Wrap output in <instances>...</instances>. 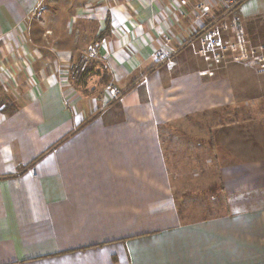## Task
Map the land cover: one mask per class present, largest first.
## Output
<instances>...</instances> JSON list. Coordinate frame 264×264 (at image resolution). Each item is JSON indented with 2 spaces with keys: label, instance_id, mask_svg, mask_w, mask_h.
I'll return each mask as SVG.
<instances>
[{
  "label": "crops",
  "instance_id": "1",
  "mask_svg": "<svg viewBox=\"0 0 264 264\" xmlns=\"http://www.w3.org/2000/svg\"><path fill=\"white\" fill-rule=\"evenodd\" d=\"M198 2L0 0V102L13 109L0 112V264H264V158H239L263 150L240 132L235 152L222 146L255 123L237 110H256L263 87L241 66L200 74ZM238 11L249 39L264 7ZM95 42L94 72L74 82ZM162 50L175 66L155 63ZM181 157L216 179L175 180Z\"/></svg>",
  "mask_w": 264,
  "mask_h": 264
},
{
  "label": "built area",
  "instance_id": "2",
  "mask_svg": "<svg viewBox=\"0 0 264 264\" xmlns=\"http://www.w3.org/2000/svg\"><path fill=\"white\" fill-rule=\"evenodd\" d=\"M248 0H199L195 6L197 19L208 22L190 40V45H197L196 56L204 62L200 72L203 77L215 78L218 73L230 65L241 66L251 77L264 78V45H254L246 37L244 22L238 16V10ZM186 5V1L181 2ZM42 7L33 10L31 16L37 17ZM100 43L95 42L87 49V56L82 59L80 70L99 59ZM176 52L162 50L155 56L157 65L175 66ZM81 62V63H82ZM109 104L118 100L122 92L113 84L108 88Z\"/></svg>",
  "mask_w": 264,
  "mask_h": 264
},
{
  "label": "rangeland",
  "instance_id": "3",
  "mask_svg": "<svg viewBox=\"0 0 264 264\" xmlns=\"http://www.w3.org/2000/svg\"><path fill=\"white\" fill-rule=\"evenodd\" d=\"M258 5H260L261 7H264V0H257ZM240 12V11H238ZM261 19H249L247 22H249L250 24L254 23V22H263L261 24V26H259L258 28H253V29H249V31L247 32V36L249 37L250 41L252 42V44L254 45H264V15L260 16ZM245 27H246V22H245ZM245 31V28H244ZM82 60H80L79 62L76 63V65L72 68V80L74 82H81V80H84V75H85V71L82 72L80 70L81 66L83 65L84 62H82ZM93 63V62H92ZM90 65V64H89ZM88 65V66H89ZM87 66V67H88ZM87 69V68H86ZM253 81H256L259 84H261V86L263 87L262 89V93L264 95V78L262 79H257L255 76L252 77ZM1 90V88H0ZM262 93L260 94V96L262 95ZM1 103V102H0ZM237 115L239 117H241L242 119H246L249 120L250 118L255 119V123H253L252 125H244L241 126L239 130L235 131L231 136V140H224L222 142V146L223 149L225 151V153L228 152H235V148L236 145L239 144L238 142V138L239 136V132L240 134L245 135L246 139L249 140L248 143H250L251 148L256 147L257 149H261L262 151V155L258 154V156H249L246 157V155L248 156V152L247 150H243L239 155V158L244 161H248L250 159H263L264 158V100L261 101L260 103H257V109L254 110L252 109V112L247 108V109H243V110H237ZM256 115V116H255ZM232 131V130H231ZM231 131H227L226 132V136L227 134H230ZM253 136V137H251ZM257 137L256 139V143H253L250 141L251 138ZM256 145V146H254ZM242 146H245V143H243ZM193 154V153H192ZM193 162H191L190 164L188 163L189 160H186V158H180V162H174L171 163L174 164L180 171V173H173V178L175 180H179L181 182H186V183H190L193 182L201 184L202 182H212L214 181V178L216 179V173H209L207 169H202L200 166L197 167V165L199 164L197 160H194V158H190ZM237 159V158H236ZM225 163H231V159L228 161V159H224ZM213 166H217V158L214 155V158L211 161ZM197 164V165H196ZM204 170V171H203ZM193 184V188H191V190L195 192L198 191V193H200V188L195 186ZM200 195V194H199ZM203 195H200L199 199L202 198Z\"/></svg>",
  "mask_w": 264,
  "mask_h": 264
},
{
  "label": "trees",
  "instance_id": "4",
  "mask_svg": "<svg viewBox=\"0 0 264 264\" xmlns=\"http://www.w3.org/2000/svg\"><path fill=\"white\" fill-rule=\"evenodd\" d=\"M94 70H95V64H94V61H93V63L91 62L90 65L87 67V69L85 71V75H84V80L82 79L80 84H85V82L88 79L89 74L93 73ZM103 81L105 83V79ZM108 81H109V79H108ZM106 83H108V82H106ZM0 112L3 113V114H11L13 112V109L9 108V107H5L4 109H2L1 108V103H0ZM219 127H222V126H219Z\"/></svg>",
  "mask_w": 264,
  "mask_h": 264
}]
</instances>
